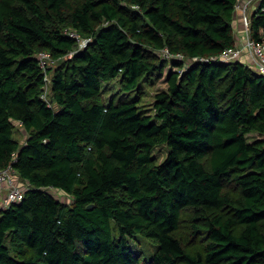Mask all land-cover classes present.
Listing matches in <instances>:
<instances>
[{
	"label": "trees",
	"instance_id": "trees-1",
	"mask_svg": "<svg viewBox=\"0 0 264 264\" xmlns=\"http://www.w3.org/2000/svg\"><path fill=\"white\" fill-rule=\"evenodd\" d=\"M236 2L0 0V169L28 182L0 211V264H264V138L249 139L264 136V74L219 59ZM167 67L150 113L143 84ZM115 78L123 92L106 98ZM186 210L204 250L177 235ZM143 239L154 253L133 251Z\"/></svg>",
	"mask_w": 264,
	"mask_h": 264
},
{
	"label": "rangeland",
	"instance_id": "rangeland-1",
	"mask_svg": "<svg viewBox=\"0 0 264 264\" xmlns=\"http://www.w3.org/2000/svg\"><path fill=\"white\" fill-rule=\"evenodd\" d=\"M240 13L241 12H237V14H236L237 20L235 21V24H234L235 30H236V38H238L240 36L241 32L244 29V26L241 23L242 17H241ZM77 39H78L77 49L85 47L90 41V38H85V37H82L80 35H79V38H77ZM237 42H238V39H237ZM162 54L164 57L167 56L165 54V52H162ZM72 55H73V52L68 54V56H72ZM58 64H59V59H55L54 57H52V55H50V57L47 59L46 67H48L49 65L51 67H57ZM169 67H167L166 70L164 71V76L162 78H160L154 84H147V83L143 84V88L141 91V102H140V104L143 107H146L150 113H154L153 107H154V101H155L156 93L159 90L167 88L168 82L166 80V75L170 71L168 69ZM51 79H52V72H50L47 75V83H46L45 89H44V96H46V98L49 100L51 97ZM106 84H107V86H109V88L105 91L106 98H110L114 92H117V94H120L123 92V90H121V85L119 83L118 78L106 81L105 85ZM133 93H131V94L133 95ZM136 93H134V94H136ZM27 135H28L27 131L24 129V127L17 123V130L15 132V136L21 141V143L26 141ZM259 138L263 139L264 136L257 133V132H253V133L249 134V139L251 141H254V140L259 139ZM167 153H168V147L165 144L157 146L154 150V155H156L158 157L159 161L164 159V157L167 155ZM54 193L58 197H60L62 200L66 201V202H71L70 199L66 195H64L63 193H61L59 191H56V192L54 191ZM192 230H193V227H192V219L190 216V211L186 210L183 212L181 227L178 230L177 235H179L185 242H187L191 248L198 249V250H204V243L207 241L206 237H203L199 234H193ZM131 243H132L131 244L132 249L136 254H139L143 250V248L146 250V252L148 254H150L152 252L154 253V251L156 250V245H154L153 241H150V240L143 239L144 246L141 244L142 242L138 243L136 241L135 242L131 241Z\"/></svg>",
	"mask_w": 264,
	"mask_h": 264
},
{
	"label": "built area",
	"instance_id": "built-area-1",
	"mask_svg": "<svg viewBox=\"0 0 264 264\" xmlns=\"http://www.w3.org/2000/svg\"><path fill=\"white\" fill-rule=\"evenodd\" d=\"M260 0H237L235 10L241 12V22L244 26L242 34L237 38L238 42L233 47H227L220 55L223 61L237 60L247 57L256 66L259 72L264 74V41L256 39L252 34L251 15ZM258 2V3H259ZM70 35L79 38L76 31H69ZM90 38V37H85ZM167 56L171 53L165 51ZM47 51H41L38 55L42 67H46L47 59L50 57ZM179 57L181 54H178ZM28 182L23 181L17 175L13 165L0 169V211L25 197Z\"/></svg>",
	"mask_w": 264,
	"mask_h": 264
},
{
	"label": "crops",
	"instance_id": "crops-1",
	"mask_svg": "<svg viewBox=\"0 0 264 264\" xmlns=\"http://www.w3.org/2000/svg\"><path fill=\"white\" fill-rule=\"evenodd\" d=\"M236 14H237V13H235L234 24H235V21L237 20V18H236ZM241 23H242V22H241ZM239 29H240V28H239ZM239 29H238V30H239ZM242 32H243V31H242ZM242 32H241V34H242Z\"/></svg>",
	"mask_w": 264,
	"mask_h": 264
}]
</instances>
